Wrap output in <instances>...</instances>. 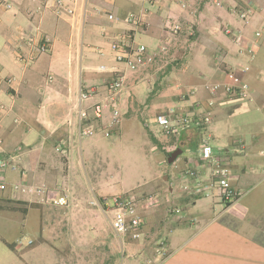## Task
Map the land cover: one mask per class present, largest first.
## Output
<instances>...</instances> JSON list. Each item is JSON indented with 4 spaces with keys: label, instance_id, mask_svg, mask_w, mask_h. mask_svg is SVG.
<instances>
[{
    "label": "crops",
    "instance_id": "0c3cea01",
    "mask_svg": "<svg viewBox=\"0 0 264 264\" xmlns=\"http://www.w3.org/2000/svg\"><path fill=\"white\" fill-rule=\"evenodd\" d=\"M2 1L11 9L0 5V78L15 81L0 86L6 107L0 140L4 153L19 154L20 170L5 174L0 198L20 202L28 209L25 218L36 213L39 225L38 205L53 202L56 192L69 194L71 207L107 198L109 186L96 182L90 158L98 153L100 135L122 126L141 106L139 89L146 85L152 108L171 104L194 115L201 104L212 123L205 131L166 136L159 129L163 136H154L152 153L162 170L130 193L156 199L142 206L144 235L132 260L116 264H264V0H188L187 9L177 0ZM247 12L244 22L240 16ZM130 15L136 22L127 21ZM169 24L181 25V35L172 38ZM119 41L143 44L152 53L169 43L170 53L150 68L131 70L116 60L112 45ZM230 72L248 86L247 100L226 95ZM118 74L125 84L114 124L107 85ZM212 85L221 88L212 92ZM90 88L99 93L82 106L104 102L107 109L103 119L85 123L94 135L82 136L79 97ZM152 122L157 127L156 118ZM204 142L228 165L239 196L231 204L218 195L182 191L195 184L185 173L200 169ZM174 153L179 155L171 160ZM20 183L31 191L16 193L13 186ZM160 241L165 255L156 247Z\"/></svg>",
    "mask_w": 264,
    "mask_h": 264
},
{
    "label": "rangeland",
    "instance_id": "374dc122",
    "mask_svg": "<svg viewBox=\"0 0 264 264\" xmlns=\"http://www.w3.org/2000/svg\"><path fill=\"white\" fill-rule=\"evenodd\" d=\"M258 31L263 33L262 28ZM139 90H143L138 95L141 106L122 126H114L100 135L98 153L90 158L96 182L109 186L111 193L107 198L145 186L154 172L162 170L152 149L154 136L163 134L152 117L156 118L159 111L172 109L173 105L152 108L147 86L142 85ZM66 195L68 207L61 208L50 201L38 205L40 225L34 212L25 218L28 209L20 202L0 198V264H116L118 259L126 263L132 260L129 256L140 242L122 243L111 227V214L96 208L100 198L91 204L81 201L83 205L74 203L71 207V197ZM149 196L155 195L140 198ZM3 201L6 203L1 204ZM152 245L155 249V242Z\"/></svg>",
    "mask_w": 264,
    "mask_h": 264
},
{
    "label": "built area",
    "instance_id": "2783aa9c",
    "mask_svg": "<svg viewBox=\"0 0 264 264\" xmlns=\"http://www.w3.org/2000/svg\"><path fill=\"white\" fill-rule=\"evenodd\" d=\"M44 1V0H40ZM148 3H153L156 0H146ZM182 9L188 8V0H177ZM8 10L11 6L0 0V5H4ZM62 4V3H61ZM249 13L241 14V19L244 22L248 21ZM113 20V16H110ZM137 17L130 15L127 19L129 23L136 22ZM168 33L172 38L180 36L182 33V26L179 24H169L166 26ZM240 38L237 39L239 41ZM170 43V40L167 41ZM169 43L163 44L157 51L152 53L143 44H138L134 47L128 46L123 41L116 42L112 45V50L116 53V60L119 63L126 64L127 68L131 70L147 69L155 65L158 58H164L170 53ZM47 45H43L42 52H46ZM231 83L224 86L226 95L231 98L239 100H247L249 97L248 86L240 80L234 72L229 73ZM14 79L0 78V86L4 84H11ZM125 76L118 74L112 82L107 85V92L109 99L112 103L113 122L114 124L119 122L118 112L116 110L117 97L124 88ZM220 85H212L210 90L217 92L220 89ZM99 92L95 88L81 90L80 92V105L78 116L82 126H86L85 123L90 120L103 119L105 111L107 109L106 104L103 102L92 103L83 107V103L90 102ZM195 93V92H194ZM192 93V94H194ZM213 104L210 103L209 106ZM196 111L194 115L180 114L176 109H168L156 116L157 127L166 135H172L173 133H180L192 130L205 131L212 123V114L209 111H204L201 104H195ZM6 107L0 104V113L5 111ZM95 133L94 127L86 126L82 129V136H93ZM199 161L201 162L200 169L188 170L185 173V178L189 181H194L195 184H185L182 187V191L189 195L196 197H210L218 195V198L224 204H231L238 199V194L232 186L231 173L227 163L218 158L215 149L209 143H202L199 153ZM20 170V156L17 153L6 154L2 151V142L0 140V175L2 180L0 181V194L4 193L7 189L6 182L3 181L7 172H18ZM204 170V171H203ZM192 186V187H191ZM45 187H43L44 189ZM16 193L25 194L27 188L22 184H16L13 186ZM191 191V193H190ZM141 198L135 194L128 193L121 196H113L110 198H102L96 205L102 210V212L111 214V227L114 233L124 243H135L142 240L144 235L145 220L141 214L142 206L149 208L152 206V202L156 199L154 196H149L148 199ZM54 205L65 208L69 206L68 195L62 194L54 199L52 202ZM29 244H32L31 242ZM20 245H23L20 242ZM166 243L160 241L158 246L159 251L166 254ZM147 264H153L151 260L147 261Z\"/></svg>",
    "mask_w": 264,
    "mask_h": 264
},
{
    "label": "water",
    "instance_id": "95a60500",
    "mask_svg": "<svg viewBox=\"0 0 264 264\" xmlns=\"http://www.w3.org/2000/svg\"><path fill=\"white\" fill-rule=\"evenodd\" d=\"M178 153H174L172 156H171V160H174L175 158H177L178 157Z\"/></svg>",
    "mask_w": 264,
    "mask_h": 264
},
{
    "label": "trees",
    "instance_id": "16d2710c",
    "mask_svg": "<svg viewBox=\"0 0 264 264\" xmlns=\"http://www.w3.org/2000/svg\"><path fill=\"white\" fill-rule=\"evenodd\" d=\"M13 249V247H11Z\"/></svg>",
    "mask_w": 264,
    "mask_h": 264
},
{
    "label": "clouds",
    "instance_id": "9594fccd",
    "mask_svg": "<svg viewBox=\"0 0 264 264\" xmlns=\"http://www.w3.org/2000/svg\"><path fill=\"white\" fill-rule=\"evenodd\" d=\"M224 204V203H223Z\"/></svg>",
    "mask_w": 264,
    "mask_h": 264
}]
</instances>
